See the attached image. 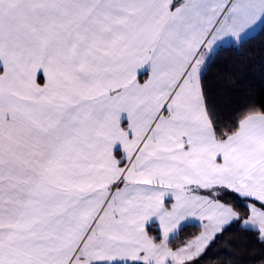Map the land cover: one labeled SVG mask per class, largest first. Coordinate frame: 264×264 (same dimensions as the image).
I'll return each instance as SVG.
<instances>
[{"label":"snow or ice","instance_id":"snow-or-ice-1","mask_svg":"<svg viewBox=\"0 0 264 264\" xmlns=\"http://www.w3.org/2000/svg\"><path fill=\"white\" fill-rule=\"evenodd\" d=\"M257 27L264 0H0V264H205L233 225L217 264H264V107L209 82Z\"/></svg>","mask_w":264,"mask_h":264},{"label":"trees","instance_id":"trees-1","mask_svg":"<svg viewBox=\"0 0 264 264\" xmlns=\"http://www.w3.org/2000/svg\"><path fill=\"white\" fill-rule=\"evenodd\" d=\"M255 54V58H250ZM264 54V31L261 27L242 48L236 44L224 45L215 55L209 70L211 93L218 101L232 108H240L248 103L264 107V75L260 71V55ZM235 73V78L229 73ZM239 225H233L216 243L205 264H217L223 257L216 253L226 250L236 239ZM150 231H152L150 229ZM200 231L198 224L188 223L180 238L184 239ZM179 242V241H177Z\"/></svg>","mask_w":264,"mask_h":264},{"label":"rangeland","instance_id":"rangeland-1","mask_svg":"<svg viewBox=\"0 0 264 264\" xmlns=\"http://www.w3.org/2000/svg\"><path fill=\"white\" fill-rule=\"evenodd\" d=\"M259 28H260V27H257L256 30H255V32H256ZM255 32H254V33H255ZM254 33H253V34H254ZM226 45H227V44H226Z\"/></svg>","mask_w":264,"mask_h":264},{"label":"crops","instance_id":"crops-1","mask_svg":"<svg viewBox=\"0 0 264 264\" xmlns=\"http://www.w3.org/2000/svg\"><path fill=\"white\" fill-rule=\"evenodd\" d=\"M189 223H192V222H189ZM192 224H197V223H192Z\"/></svg>","mask_w":264,"mask_h":264}]
</instances>
